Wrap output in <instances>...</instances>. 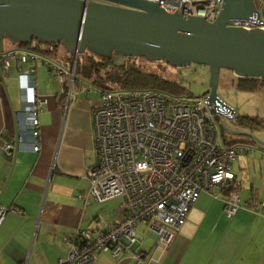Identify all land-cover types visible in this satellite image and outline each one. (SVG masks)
<instances>
[{
    "label": "built area",
    "instance_id": "2783aa9c",
    "mask_svg": "<svg viewBox=\"0 0 264 264\" xmlns=\"http://www.w3.org/2000/svg\"><path fill=\"white\" fill-rule=\"evenodd\" d=\"M168 13L181 11L184 16L201 17L214 22L223 0H147ZM262 13L248 21H236L229 26L247 30H264V0ZM42 62L46 70L62 84L60 95L68 101L74 98L76 60L67 69L24 49H11L0 54L3 78L8 77L10 62H17L16 81L22 93L21 107L14 114L18 124L16 144L0 142V154L11 160L15 148L37 152L39 138L38 114L45 103L37 95L33 69L28 60ZM80 90L88 96L94 87L81 83ZM214 113L207 107L205 96H162L154 91H102L99 104L91 114L92 136L97 165L86 173L89 187L79 197L102 203L121 198L118 221L104 229H75L63 238L67 256L58 264H95L98 254L110 252L118 256L141 243L139 224L153 231L162 249H167L177 230L200 194L222 200L226 217L239 209V197L234 188L232 163L244 145L228 146L220 139L213 115L220 120L237 123L234 111L216 104ZM28 139V141H25ZM252 213L261 215L264 202L249 199ZM7 211L0 209V222ZM134 264L143 261L134 251Z\"/></svg>",
    "mask_w": 264,
    "mask_h": 264
},
{
    "label": "crops",
    "instance_id": "0c3cea01",
    "mask_svg": "<svg viewBox=\"0 0 264 264\" xmlns=\"http://www.w3.org/2000/svg\"><path fill=\"white\" fill-rule=\"evenodd\" d=\"M38 56L61 65L50 55ZM12 61L15 103L13 85H8L13 82L10 70L4 80L15 114L22 93L16 81L17 62ZM38 65L43 72L39 73ZM25 67L34 70L37 95L45 103L38 114V150H17L0 195V209L16 210L7 211L0 222V264H58L68 251L63 238L75 229L101 230L118 221L122 199L95 203L79 197L89 187L87 171L97 165L91 114L99 99L74 84L70 92L74 98L65 106L62 84L54 77L50 80L42 62L30 59ZM16 129L0 84V142L15 146ZM11 163L0 154V192ZM232 172L239 197V209L232 217L225 216L222 200L202 193L167 249H162L153 231L139 224L141 243L136 250H124L118 256L102 252L95 264H134V251L145 262L151 259V264H264V211L256 215L247 206L249 199L264 202V150L240 152Z\"/></svg>",
    "mask_w": 264,
    "mask_h": 264
},
{
    "label": "water",
    "instance_id": "95a60500",
    "mask_svg": "<svg viewBox=\"0 0 264 264\" xmlns=\"http://www.w3.org/2000/svg\"><path fill=\"white\" fill-rule=\"evenodd\" d=\"M259 17L254 0H223L214 22L201 17L168 13L147 0H0V54L6 41L21 49L37 45L62 46L74 58L91 54L111 58L115 66L125 59L143 57L182 69L198 64L209 71L205 96L214 113L216 104L234 111L217 95L221 70L237 79L264 80V30L229 26L236 21ZM2 85L12 116L11 103L0 67ZM222 130L242 137L237 142L250 149L264 150V141L251 132L231 130L220 121ZM12 151L10 179L17 156ZM140 243L133 247L136 250Z\"/></svg>",
    "mask_w": 264,
    "mask_h": 264
},
{
    "label": "rangeland",
    "instance_id": "374dc122",
    "mask_svg": "<svg viewBox=\"0 0 264 264\" xmlns=\"http://www.w3.org/2000/svg\"><path fill=\"white\" fill-rule=\"evenodd\" d=\"M256 2L257 9L262 13V0H254ZM41 49L52 52L50 57L64 65L67 69L71 68L68 61L69 54L65 52L62 46H51V45H40ZM15 46L10 45L7 41L5 43V51H9ZM139 66H144L146 71L156 72L162 76L181 82L190 96L197 97L201 96L202 93L207 89L209 71L206 66L193 64L190 67L176 69L169 65L162 64L159 62H148L147 60L136 59ZM14 64V61H11ZM34 65V63H32ZM39 73L43 72L44 67L38 65ZM12 67V66H11ZM12 69V68H11ZM11 71V70H10ZM46 73V72H45ZM13 70L11 71L12 83L11 88L13 92V101L15 103V80H12ZM47 74V73H46ZM50 80L53 79L51 73L47 74ZM46 80L45 83H48ZM86 83H91L88 81ZM238 79L233 75L232 72L224 70L219 75L217 95L226 105L230 106L237 118V123H232L226 119L222 120L228 128L231 130H237L240 132H251L253 135L264 141V87H260L255 91H242L237 89ZM94 90L91 95L93 99H100L101 91L97 87L93 86ZM99 101V100H98ZM249 118V121L247 120ZM214 122L219 130L220 139L222 142H244L245 139L242 137L234 136L225 133L220 125V119L217 115H213ZM141 229L138 227V230Z\"/></svg>",
    "mask_w": 264,
    "mask_h": 264
},
{
    "label": "trees",
    "instance_id": "16d2710c",
    "mask_svg": "<svg viewBox=\"0 0 264 264\" xmlns=\"http://www.w3.org/2000/svg\"><path fill=\"white\" fill-rule=\"evenodd\" d=\"M20 47L21 49L32 52L36 55H52V52L41 49L40 45L35 43L29 47ZM114 55L115 54H113L111 58H103L95 56L88 51L79 55L76 60L75 85H79L84 82L86 83L88 80L91 81V83L88 84L97 87L101 92L136 90L154 91L162 96L189 95L187 90L182 87L181 82L168 79L156 72L146 71L144 66H139L135 60H145L143 57L125 59L123 65L115 66L112 63ZM73 59L74 57L69 55V66H71ZM160 63L168 65L165 61ZM63 67L66 68L65 66ZM222 71L224 70H221L220 74ZM260 87H264V80L238 79L237 89L239 90L255 91ZM247 120L253 121L249 118H247ZM225 144L228 146L241 145L235 141L225 142ZM234 188H236L235 185Z\"/></svg>",
    "mask_w": 264,
    "mask_h": 264
}]
</instances>
